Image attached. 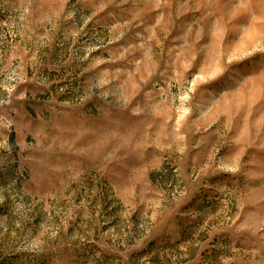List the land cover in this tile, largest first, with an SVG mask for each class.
<instances>
[{
	"label": "rangeland",
	"instance_id": "374dc122",
	"mask_svg": "<svg viewBox=\"0 0 264 264\" xmlns=\"http://www.w3.org/2000/svg\"><path fill=\"white\" fill-rule=\"evenodd\" d=\"M0 264H264V0H0Z\"/></svg>",
	"mask_w": 264,
	"mask_h": 264
}]
</instances>
